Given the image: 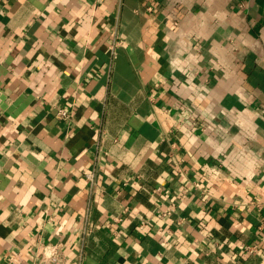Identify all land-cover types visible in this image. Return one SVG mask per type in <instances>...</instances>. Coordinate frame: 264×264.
<instances>
[{"label":"crops","instance_id":"obj_1","mask_svg":"<svg viewBox=\"0 0 264 264\" xmlns=\"http://www.w3.org/2000/svg\"><path fill=\"white\" fill-rule=\"evenodd\" d=\"M0 264H264V0H0Z\"/></svg>","mask_w":264,"mask_h":264},{"label":"built area","instance_id":"obj_2","mask_svg":"<svg viewBox=\"0 0 264 264\" xmlns=\"http://www.w3.org/2000/svg\"><path fill=\"white\" fill-rule=\"evenodd\" d=\"M59 113L62 114V115H66V111H63V110L60 111ZM141 226H143V225L141 224Z\"/></svg>","mask_w":264,"mask_h":264}]
</instances>
